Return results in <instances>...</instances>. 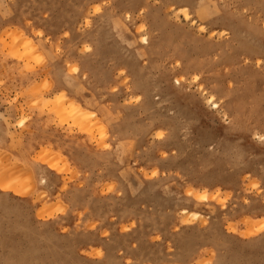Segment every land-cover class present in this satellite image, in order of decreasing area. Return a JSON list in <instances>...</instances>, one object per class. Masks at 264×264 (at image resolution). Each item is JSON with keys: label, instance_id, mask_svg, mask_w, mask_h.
Returning <instances> with one entry per match:
<instances>
[{"label": "rangeland", "instance_id": "rangeland-1", "mask_svg": "<svg viewBox=\"0 0 264 264\" xmlns=\"http://www.w3.org/2000/svg\"><path fill=\"white\" fill-rule=\"evenodd\" d=\"M0 264H264V0H0Z\"/></svg>", "mask_w": 264, "mask_h": 264}, {"label": "bare ground", "instance_id": "bare-ground-1", "mask_svg": "<svg viewBox=\"0 0 264 264\" xmlns=\"http://www.w3.org/2000/svg\"><path fill=\"white\" fill-rule=\"evenodd\" d=\"M142 42L143 43H148V38L147 37H143L142 38ZM141 81V80H140ZM141 83H142V81H141ZM140 86V85H139ZM211 105H213V106H215V108H218V104H217V102L216 101H214L213 99H209V101H208ZM142 132V131H141ZM144 135V134H143ZM219 172V171H218ZM224 172H226V170L224 171ZM231 175V174H230ZM197 214H195V216H196ZM50 250V249H49ZM51 251V250H50Z\"/></svg>", "mask_w": 264, "mask_h": 264}]
</instances>
